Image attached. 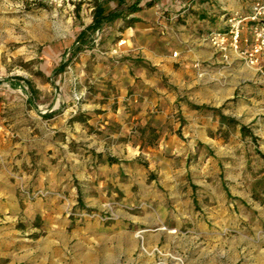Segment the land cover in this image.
Listing matches in <instances>:
<instances>
[{
  "label": "rangeland",
  "instance_id": "rangeland-1",
  "mask_svg": "<svg viewBox=\"0 0 264 264\" xmlns=\"http://www.w3.org/2000/svg\"><path fill=\"white\" fill-rule=\"evenodd\" d=\"M198 4L0 0V264H264V75L181 71Z\"/></svg>",
  "mask_w": 264,
  "mask_h": 264
},
{
  "label": "crops",
  "instance_id": "crops-1",
  "mask_svg": "<svg viewBox=\"0 0 264 264\" xmlns=\"http://www.w3.org/2000/svg\"><path fill=\"white\" fill-rule=\"evenodd\" d=\"M200 4L193 7L199 12L200 21L190 30L189 41L187 48L190 50L188 56L190 61H186L184 57L180 60L182 64L189 65L190 68L182 69L183 73H189L196 76L195 65L208 63L211 66H221L231 68L232 72H238L239 67H244V61L240 56L233 51H229L226 55L219 53L210 42L207 41V36L213 31L224 30L227 27L228 19L234 16L248 17L252 14L256 3L264 2V0H199ZM194 22V21H193ZM193 36V37H192ZM248 38V32L244 30L242 47L245 45V40ZM186 56V55H184ZM186 58V57H185ZM248 69V68H247ZM248 80L255 79L258 74L255 70L248 69ZM205 72V71H204ZM259 75V74H258ZM180 76V74H176ZM3 183L8 185V182L3 179ZM25 198L21 197L19 189L16 186L0 188V211L2 214L11 212L18 214L22 210H26L27 204Z\"/></svg>",
  "mask_w": 264,
  "mask_h": 264
},
{
  "label": "built area",
  "instance_id": "built-area-1",
  "mask_svg": "<svg viewBox=\"0 0 264 264\" xmlns=\"http://www.w3.org/2000/svg\"><path fill=\"white\" fill-rule=\"evenodd\" d=\"M244 30L249 37L242 47ZM206 39L219 53L233 51L250 68L264 75V2L256 3L248 17H231L224 31H213Z\"/></svg>",
  "mask_w": 264,
  "mask_h": 264
},
{
  "label": "trees",
  "instance_id": "trees-1",
  "mask_svg": "<svg viewBox=\"0 0 264 264\" xmlns=\"http://www.w3.org/2000/svg\"><path fill=\"white\" fill-rule=\"evenodd\" d=\"M137 7L134 6L132 8L133 12H137L138 10L136 9ZM121 16V13L119 11L116 12H110L108 14L104 13V10L102 9V6H98L96 8V13H95V21L92 25V28H99L104 22H111L116 20Z\"/></svg>",
  "mask_w": 264,
  "mask_h": 264
}]
</instances>
